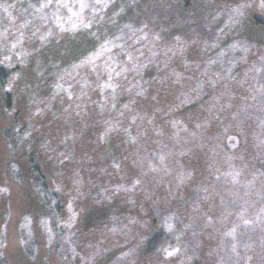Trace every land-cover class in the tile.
Returning a JSON list of instances; mask_svg holds the SVG:
<instances>
[{"label": "rangeland", "instance_id": "obj_1", "mask_svg": "<svg viewBox=\"0 0 264 264\" xmlns=\"http://www.w3.org/2000/svg\"><path fill=\"white\" fill-rule=\"evenodd\" d=\"M47 3L0 0V264H264L262 0H216L211 43L126 0Z\"/></svg>", "mask_w": 264, "mask_h": 264}, {"label": "trees", "instance_id": "obj_2", "mask_svg": "<svg viewBox=\"0 0 264 264\" xmlns=\"http://www.w3.org/2000/svg\"><path fill=\"white\" fill-rule=\"evenodd\" d=\"M215 1L216 0H142L136 4V0H126L129 8L136 5L147 9L152 8L154 17L156 19L158 18L159 21V23H154V25L156 29L160 27L161 35L164 36L166 40L167 38L170 40L174 37L187 41L207 38L210 43L218 38L219 31L224 27V22L228 20L222 13H219L215 5L213 6ZM236 9L238 8L236 7ZM156 15H158V17H156ZM260 22V20H253L255 26H260ZM7 84L8 72L4 66L0 65V95L2 97V106L5 109H8L11 104V94L7 89ZM260 95L263 96H259L261 100L259 103L264 104V94ZM247 107H252L249 109L252 115L259 112L255 107L261 106L259 104H251L247 105ZM227 143L230 145L233 143V139L229 138ZM224 149H226V147H224ZM24 158L27 161L26 169L28 177L38 189L37 201L41 211L57 215L61 208L60 200L50 191L41 169L34 160L33 154L31 152H26L24 153ZM143 158L147 161L151 159H148L147 155L143 156ZM147 166L151 167L150 165ZM257 181L258 187L254 185H252V187L257 190L258 188L263 190L264 173H260L257 176ZM252 200H255V198H252ZM193 225L196 227L195 223ZM194 231H196V228L194 230L187 229L186 232L192 235ZM249 232L254 233L251 230H249ZM72 246L69 247L72 248ZM73 249L76 250V247ZM71 254L72 251L68 250L65 255L61 256L65 264L71 262ZM75 262L78 264V261Z\"/></svg>", "mask_w": 264, "mask_h": 264}, {"label": "snow or ice", "instance_id": "obj_3", "mask_svg": "<svg viewBox=\"0 0 264 264\" xmlns=\"http://www.w3.org/2000/svg\"><path fill=\"white\" fill-rule=\"evenodd\" d=\"M52 0H48L47 4H42L41 7H48L49 4H51ZM64 6V5H62ZM262 6H264V0H262ZM81 7H84L83 4H81ZM240 7H244V5H241ZM15 47V45H14ZM92 62V58H89V60L87 61V63H91ZM71 98V97H70ZM173 253L172 252H168V256H172Z\"/></svg>", "mask_w": 264, "mask_h": 264}]
</instances>
